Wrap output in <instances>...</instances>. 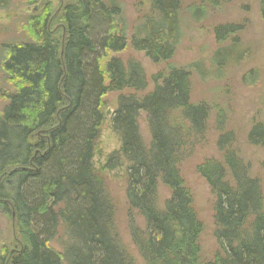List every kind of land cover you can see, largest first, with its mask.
Masks as SVG:
<instances>
[{"label":"trees","instance_id":"obj_1","mask_svg":"<svg viewBox=\"0 0 264 264\" xmlns=\"http://www.w3.org/2000/svg\"><path fill=\"white\" fill-rule=\"evenodd\" d=\"M182 3L152 0V16L129 40L121 0H60L54 17L46 2L40 13L28 12L31 41L3 46L0 70L14 91L5 94L8 105L0 111V212L14 220L16 239L12 253L0 254V264H129L115 232L114 206L95 168L106 121L104 98L147 88L141 65L131 61L125 66L115 56L129 44L154 63L173 58L182 39ZM5 4L0 0V10ZM260 8L264 21V0ZM204 11L193 10V18L202 20ZM241 30L219 26L215 36L224 42ZM247 53L234 42L215 52L212 65L220 72ZM203 70L198 63L171 68L145 97L121 95L110 121L121 146L106 169L127 166L130 235L146 264H199L202 227L178 168L183 134L189 130L178 125L174 114L181 116L178 122H188L190 132L205 131L209 108L190 103L191 71L205 77ZM141 112L147 114L149 148L139 133ZM249 142L264 149V124L252 129ZM198 173L216 198L219 250L209 264H264L260 181L232 152H225L224 164L207 161ZM160 182L171 191L161 208ZM134 212L143 218L144 230ZM59 228L67 236L63 253L50 246Z\"/></svg>","mask_w":264,"mask_h":264},{"label":"rangeland","instance_id":"obj_2","mask_svg":"<svg viewBox=\"0 0 264 264\" xmlns=\"http://www.w3.org/2000/svg\"><path fill=\"white\" fill-rule=\"evenodd\" d=\"M6 9L0 10V58L3 46L31 41L26 33L28 12L50 2L53 17L60 9V0H43L36 5H26L25 0H4ZM108 2V0H103ZM123 15L128 24V38L136 27L152 16V0H121ZM204 8L202 20L196 21L193 10ZM197 15V12H195ZM52 17V18H53ZM182 39L173 58L167 62L154 63L144 52L132 49L131 45L115 56L127 66L131 61L139 63L147 79L143 92L126 90L110 93L104 98L103 111L106 121L98 143L95 168L101 177L105 191L114 206V227L120 246L125 250L129 264H146L132 242L129 228V206L127 201V166L118 165L114 170L106 169L109 157L120 150L121 143L111 127V118L117 109L121 95H135L138 99L152 93L161 78L167 76L171 68L181 69L198 63L204 67L205 77L191 71L190 103L205 104L209 108L206 129L201 135L190 132L188 122L180 121L179 113L174 114L178 125L188 128L184 132L185 141L178 164L180 177L192 197V208L202 230L199 236V264H209L219 250L215 238L216 223L214 206L216 198L198 173V168L207 161L224 164L225 152L234 153L249 168L250 177L260 181L264 198V149L249 142V134L257 125L264 124V21L261 17L260 0H183L180 13ZM237 25L242 30L231 35L224 42H218L215 30L219 26ZM235 39H238L236 42ZM246 50L247 57L238 63L229 61L218 72L212 60L218 49L232 46ZM245 78H250L246 79ZM14 87L5 80L0 70V111L8 105L5 94L12 93ZM139 133L146 148L151 144V133L147 114L141 112L138 119ZM177 125V126H178ZM171 191L158 185L157 204L163 207L170 198ZM136 225L145 229L143 218L134 212ZM14 220L0 212V254L5 249L12 253L16 239ZM67 236L58 229L50 246L63 253Z\"/></svg>","mask_w":264,"mask_h":264},{"label":"water","instance_id":"obj_3","mask_svg":"<svg viewBox=\"0 0 264 264\" xmlns=\"http://www.w3.org/2000/svg\"><path fill=\"white\" fill-rule=\"evenodd\" d=\"M34 11H37V8H35Z\"/></svg>","mask_w":264,"mask_h":264}]
</instances>
